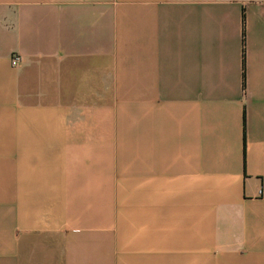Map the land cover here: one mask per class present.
Returning a JSON list of instances; mask_svg holds the SVG:
<instances>
[{"label":"crops","instance_id":"0c3cea01","mask_svg":"<svg viewBox=\"0 0 264 264\" xmlns=\"http://www.w3.org/2000/svg\"><path fill=\"white\" fill-rule=\"evenodd\" d=\"M216 249L264 264V0H0V264Z\"/></svg>","mask_w":264,"mask_h":264},{"label":"rangeland","instance_id":"374dc122","mask_svg":"<svg viewBox=\"0 0 264 264\" xmlns=\"http://www.w3.org/2000/svg\"><path fill=\"white\" fill-rule=\"evenodd\" d=\"M218 255H219V252L216 249V251L212 252V254H211L212 258H211V262L210 263L206 262V263H194V264H219ZM178 264H185V263H178ZM240 264H247V263L242 262Z\"/></svg>","mask_w":264,"mask_h":264},{"label":"built area","instance_id":"2783aa9c","mask_svg":"<svg viewBox=\"0 0 264 264\" xmlns=\"http://www.w3.org/2000/svg\"><path fill=\"white\" fill-rule=\"evenodd\" d=\"M19 61H20V56L17 53H15V52L10 53L9 62L11 65H15Z\"/></svg>","mask_w":264,"mask_h":264}]
</instances>
